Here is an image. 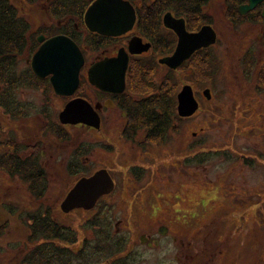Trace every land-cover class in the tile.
<instances>
[{
    "label": "rangeland",
    "instance_id": "1",
    "mask_svg": "<svg viewBox=\"0 0 264 264\" xmlns=\"http://www.w3.org/2000/svg\"><path fill=\"white\" fill-rule=\"evenodd\" d=\"M11 1L18 10L22 7L31 32L39 31L44 15H52L47 0L27 5L19 0ZM216 10L219 12V7L216 6ZM220 44L223 56L225 41L220 40ZM30 56L27 52L18 61L17 74L24 76ZM193 71L195 80L209 81L211 74L205 66L196 65ZM228 71L216 82L205 83L212 87L213 97L200 100L201 107L193 117H174L173 121L180 127L178 134L164 139L163 143L158 141L146 148L147 151L143 148L124 153L127 145L117 139L115 131L112 151L105 152L98 144L90 158L89 151L83 152L87 132L84 128L72 127V154H83L82 163H77L78 173L106 167L116 175L117 190L114 196L105 199L107 206L103 216L111 225L109 243L124 244L123 253L116 257L119 261L127 257L129 263L136 260L135 264H173L172 249L170 253L163 246L151 249L139 243V236L146 230L151 232L155 226L169 225L174 233L179 230L181 236L190 241L195 237L199 239V231L203 229L208 243H218L225 251L226 256L219 257V264H264V100L247 83L237 80L229 68ZM165 72L158 66L154 85L159 86L156 90L162 87L168 95L172 93L176 100L181 86L191 81L193 75L187 77V73L178 70L171 73L169 80H163ZM1 86L0 98L3 99L5 91L10 89ZM141 91L149 93L152 88L147 85ZM44 101L38 88L18 86L14 90V104L20 114L29 113L28 118L18 122L10 119L0 105V152L10 150L7 141L12 139L28 146L27 156L44 152L42 167L49 184L45 197L38 200L20 176L11 177L6 171H0V264H21L26 251L33 247L29 238L30 218L40 206L43 210H52L59 224L75 234L77 244L93 235L90 221L98 211L95 215L96 210L89 214L73 210L67 214L60 209L80 176H71L67 170L71 129L67 128L68 134L62 139L64 145L55 141L58 137L44 131L46 123L39 116ZM61 108L57 105L52 114L56 122H59ZM194 132L198 133L197 137ZM99 134H94V139H102ZM197 145H202L205 152L201 166L198 163L202 157L198 160L195 156ZM131 167L134 175L128 174ZM74 169L72 165V171ZM122 187L129 188L130 192L122 196ZM86 220L89 222L85 223ZM49 244L67 249L77 247L62 241ZM171 244L173 247L174 243ZM95 245L91 244V250ZM92 253L90 264H98L107 255Z\"/></svg>",
    "mask_w": 264,
    "mask_h": 264
},
{
    "label": "flooded vegetation",
    "instance_id": "2",
    "mask_svg": "<svg viewBox=\"0 0 264 264\" xmlns=\"http://www.w3.org/2000/svg\"><path fill=\"white\" fill-rule=\"evenodd\" d=\"M40 1L41 0H37L36 3ZM59 1L60 0H47L50 4L52 15H44V17H42V23L40 24L41 26H39V31L41 33L37 36V41L39 36H44L45 41L57 36L67 37L74 41L79 47L84 58V64L80 69L79 84L74 93H69L68 88L70 87L68 86L66 87L67 89L60 87L64 92L59 93L56 91L51 81L52 75L39 78L34 74L31 68L29 61L33 58L42 44L38 41V46L29 59H27V64H29L34 76L38 80L43 81L38 87V90H41L45 97V101L43 102L44 107L41 109L42 111L39 113V116L44 119L46 123L44 131H47L48 135L58 137L55 141L60 145H64L62 139L66 133L68 134L67 128L69 127L71 129L68 134V142L70 143L69 151L71 153L67 169L71 176H80V178L89 177L96 171L105 169L109 172L115 183L113 191L100 197L92 208H76L73 210H80L87 212V214L96 210L93 215H95L97 211L98 214L94 217L99 216L103 218L104 209L107 206L104 201L110 196H114L118 182L115 173L106 167H98L93 171L88 170L87 172L86 170H82L83 173H77V168H79L77 163L81 162L80 160L83 158V154L77 156L72 154V127L84 128L87 132V145L84 147L83 152L89 151L90 158L97 151L99 147L98 144H101L100 147H103V151L108 152V149L112 151L111 147L113 143H111V140L115 136V131L118 137L117 139L127 145L126 149H123L124 153L133 150L142 151L143 148L145 150L158 143L155 141L157 135L153 132L151 125L132 122V120L136 118H134L135 116H131L132 112H140V108L138 107L143 99L153 100L152 97L156 95L161 96L163 94H165L166 97L173 98L172 93L168 95L166 90L162 87L156 90V87H159L154 85V83L157 82V77L155 80V75L158 71V66L166 71L163 80H169L171 73L178 70H183L187 73V77L193 75L191 81H186L176 94V114L180 119L193 117L199 111L203 98L207 100L212 99V87L207 86L205 83L214 80L216 82L218 78L227 73L228 68L237 80L247 83L253 92H255L260 99L264 100V0L253 10L247 11L246 13H241L240 7L249 4V0H186L181 10L169 7V5L165 6L163 0H124L128 1L134 8V21L130 19L133 15H129L130 17L124 21H121L123 15H119L120 21H118V19L117 21L105 20L106 25L120 24L123 26H120L119 29L121 32L117 35H106L93 32L87 26L85 14L95 0H68L69 7L64 8L62 12L59 11ZM65 1L67 2V0ZM216 6L219 7V12H217ZM182 23L188 34H197L203 27L208 26L214 31L216 40L208 46L194 49L192 54H190L179 67L172 69L167 64L162 63L161 60L171 57L175 52L180 41L178 30L181 29ZM220 40L225 41V47L223 49L224 58L220 55V53H222L219 50L221 45ZM125 61L127 70L123 89H120L121 85L117 86V82H113L110 77L106 78L107 81L104 86L107 90L100 88L92 82L89 71L93 65L99 62L124 65ZM196 65L199 67H202V65L205 66L211 74H209L211 80L209 77V81L198 78L195 80L196 76L193 68ZM199 73L201 74V72ZM151 75H153V77H151ZM159 82L162 83V81ZM147 85H150L152 91L149 93L142 92V87L145 88ZM185 86H190L192 88L194 98L199 104L196 113L186 118L180 117L178 113V94ZM77 99L87 101L89 104L88 108H91V110H88L86 113V121L88 122L63 124L59 118L60 114L72 103V101ZM57 105H61L62 107L58 113L59 122L52 119V114L56 110ZM95 113L99 116L98 121L94 120ZM22 115H29V113H23ZM70 115L72 119V107ZM8 117L12 119L9 115ZM179 128V125L175 124V122L170 124L167 133L159 138V142H165L164 139L171 137L175 133L178 134L180 132ZM99 132L102 133L99 134ZM94 134H99L102 139H94ZM193 135L197 137L198 133L194 132ZM109 137H111L110 140ZM10 141H7V144L10 149H13L15 141L13 139ZM18 145V153L20 156L27 158L31 155L28 154L27 156L28 146L20 142ZM147 150L148 149H146V151ZM120 152L121 150H119V154ZM197 152L198 160H200L201 157L204 156L202 155V145H197ZM73 153L75 154V150ZM44 154L43 152L41 155L37 156L41 165L44 161ZM249 161L251 162L252 160L249 159ZM199 162L198 165L200 164L199 166H201L204 161L201 159ZM72 165L76 170L74 169L72 171ZM131 169L132 167L128 174L130 172L133 174ZM136 178L139 179L138 177ZM71 189L72 187L70 190ZM129 192L130 189L127 187H122L120 190L122 196L127 195ZM113 203L114 202H112V204ZM88 222L89 220L85 221V223ZM120 222L121 221H119V223ZM96 229L104 233L100 223L96 226ZM116 233L119 234L118 231H116ZM116 233L114 234L116 235ZM114 234H112V236H114ZM106 237L107 236H102L101 238L108 240ZM98 239L99 237L93 234L90 235L89 238H84L80 244H77L79 241L75 237V242L72 243V245H77V247H74L75 249L72 248L73 259L78 255L86 256L90 254L91 244L97 242ZM195 239L196 237L191 241L185 240L179 233V230L174 233L169 225H159L155 226L151 232L146 230L140 235L139 243L151 249H158L163 246L166 247L170 253L172 249V251H174L173 264H219V257L222 255L226 256L221 245L215 242L208 243L207 237L203 235V229L199 231V239L201 240L197 238L195 241ZM171 243H174L173 247ZM120 244L124 245L122 242ZM231 249V253L233 254V248ZM122 253L123 251L120 253L118 252V255L105 257L98 264H113V261L115 264L136 263V260L135 263L134 260L129 263L127 257H122L119 261L117 258ZM26 254L27 251L24 255ZM221 264L228 263L223 262Z\"/></svg>",
    "mask_w": 264,
    "mask_h": 264
},
{
    "label": "trees",
    "instance_id": "3",
    "mask_svg": "<svg viewBox=\"0 0 264 264\" xmlns=\"http://www.w3.org/2000/svg\"><path fill=\"white\" fill-rule=\"evenodd\" d=\"M25 5L35 4L37 0H19ZM186 0H163L164 5L181 10ZM59 11L69 7L68 0L59 1ZM22 13V7L18 10L17 6L11 0H0V87L5 85L9 91H5L6 98H0V105L4 112L9 115L16 122L28 118L29 115L23 116L14 104V90L18 86H29L32 90H37L41 82L38 80L30 67L27 68L23 76L16 73L18 61L25 53L32 54L38 46L37 36L40 31L31 32V24ZM163 94V93H161ZM152 99H143L138 108L140 112H132L131 116H135V120L140 124L151 125L153 132L157 135L156 142L160 137H163L173 124V119L176 114V100L174 98L163 95H156ZM162 142V141H160ZM2 144V143H1ZM19 142L15 141L13 149L9 151L0 152V171H6L11 177L20 176L21 180L27 183L30 187L34 198L41 200L45 197L49 189L46 172L42 165H40L38 157L39 154L29 155L23 158L19 155ZM198 152H195L197 156ZM202 155H205L204 148ZM198 158V157H197ZM204 156L202 157V160ZM204 161V160H203ZM78 173V172H77ZM79 174V173H78ZM79 180V179H78ZM77 180V181H78ZM76 181V182H77ZM52 210L42 206L38 210L33 211L31 224L29 225V238L33 245L24 255L21 264H88L91 261L92 252L110 257L118 255L122 252V246L119 242L109 243L107 239H102V236L109 237L111 233V225L104 220L105 217H94L90 221L94 235L99 237L95 242L96 247L91 250L90 254L86 256L78 255L75 259L72 257V249L66 247H59L58 245L49 244V242L62 241L64 243L72 244L75 242V234L70 229L62 227L55 219ZM28 217V215H26ZM107 222V223H106ZM102 225L100 232L96 229L97 225ZM119 246V247H118ZM113 250L114 248H116ZM98 254L100 257L101 255ZM96 256V255H95ZM94 256V257H95Z\"/></svg>",
    "mask_w": 264,
    "mask_h": 264
},
{
    "label": "water",
    "instance_id": "4",
    "mask_svg": "<svg viewBox=\"0 0 264 264\" xmlns=\"http://www.w3.org/2000/svg\"><path fill=\"white\" fill-rule=\"evenodd\" d=\"M261 2L262 0H249V4L241 6L240 11L241 13L251 11ZM119 15H123L121 21L127 20L130 17L129 15H133L130 19L134 21L135 11L133 6L124 0H95L88 8L85 18L91 31L106 35H117L121 32L119 29L121 25H106L105 20L117 21L118 19L120 21ZM209 29L208 26H205L197 34H188L182 23L181 29L178 30L180 41L175 52L171 57L162 59L161 62L172 69H176L192 54L194 49L214 43L216 35L212 29ZM38 41L42 44L29 61L34 74L39 78L52 75L51 81L56 91L63 93L64 91L60 87L66 88L68 86L72 87L68 89L69 93L73 94L79 84V72L84 64V58L79 47L74 41L63 36H57L46 41L44 36H39ZM126 70V61L124 65L99 62L91 67L89 75L92 82L104 90H107L104 86L108 77L113 82H117V86L121 85L120 89H123ZM88 106V102L83 99L72 101L60 114V121L63 124L87 123L86 113L91 110ZM71 107L72 119L70 115ZM198 108L199 104L194 98L192 88L185 86L178 94V113L180 117H191ZM94 120H99L96 113L94 114ZM114 187L115 183L109 172L105 169L98 170L93 175L82 177L75 183L62 201L61 209L64 213L76 208L90 209L95 206L100 197L111 193Z\"/></svg>",
    "mask_w": 264,
    "mask_h": 264
}]
</instances>
